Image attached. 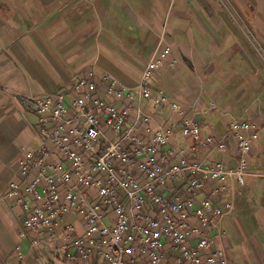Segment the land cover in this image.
<instances>
[{"label":"crops","instance_id":"crops-1","mask_svg":"<svg viewBox=\"0 0 264 264\" xmlns=\"http://www.w3.org/2000/svg\"><path fill=\"white\" fill-rule=\"evenodd\" d=\"M166 47L168 58L148 85L179 109L141 99L132 102L126 124L136 122L139 106L153 130H170L168 149L187 150L193 142L180 126L189 118L200 126V140L193 154L186 153L188 159L203 165L222 161L231 170L238 165V151L229 122L257 125L242 183L234 175L221 183L208 181L195 204L207 199L214 207L230 205L211 217L208 230L212 248H222L228 264H264V0H0V264H79L59 255L65 243L59 235L49 239L45 230L36 245L31 244L33 233L20 235L21 203L31 198L21 193L18 202L7 192L10 182L21 181L20 162L38 143L37 116L23 98L64 92L69 109L72 81L89 72L100 97L111 84L132 88L146 61ZM107 102L117 107L129 103ZM143 124L136 122V134L150 141ZM206 136L213 142L205 143ZM220 141L224 150L216 147ZM172 157L178 159L176 153ZM186 179L182 174L159 190L166 197L184 196ZM67 224L73 231L68 233ZM83 230V219L74 212L55 228L71 237ZM165 248L167 258L177 254L170 245ZM93 262L105 264L97 257Z\"/></svg>","mask_w":264,"mask_h":264},{"label":"built area","instance_id":"built-area-1","mask_svg":"<svg viewBox=\"0 0 264 264\" xmlns=\"http://www.w3.org/2000/svg\"><path fill=\"white\" fill-rule=\"evenodd\" d=\"M169 53L166 47L148 59L134 87L111 84L102 97L95 94L92 72L73 80L71 114L64 92L23 98L27 110L37 116L39 144L21 160L22 179L9 183L7 196L19 198L25 193L31 198L21 203L25 216L20 235L33 233L32 245L40 243L48 230L49 239L59 235L65 241L59 255L79 264H96L94 257L105 264H228L224 250L212 248L214 239L208 230L211 217L230 205L214 207L207 199L196 205L195 199L208 181L221 183L234 175L242 183L246 155L258 138V127L252 121L229 122L238 151L235 170L222 161L203 165L188 159L186 153L193 154L194 142L200 140V126L189 118H183L180 126L182 135L193 142L187 150L168 149L170 130H153L139 106L136 122L144 123L150 141L136 134V122L126 124L132 102L151 99L156 105L179 109L162 91L153 92L148 85ZM107 98L129 103L117 107ZM102 126L116 139L108 138ZM204 141L211 143L213 138L206 136ZM215 144L224 150L223 141ZM175 153L178 159L172 157ZM182 174L187 175L184 196L166 197L159 188ZM220 190L226 192V187ZM69 212L82 217L81 236L56 233ZM65 227L68 233L73 231V226ZM167 245L176 250L174 257H166ZM207 249L210 252L204 253Z\"/></svg>","mask_w":264,"mask_h":264},{"label":"rangeland","instance_id":"rangeland-1","mask_svg":"<svg viewBox=\"0 0 264 264\" xmlns=\"http://www.w3.org/2000/svg\"><path fill=\"white\" fill-rule=\"evenodd\" d=\"M38 144H39V143H37V146H38ZM37 146H36V147H37ZM36 147H34V148H36ZM32 149H33V148H32Z\"/></svg>","mask_w":264,"mask_h":264}]
</instances>
